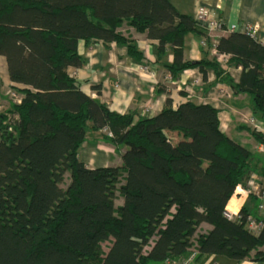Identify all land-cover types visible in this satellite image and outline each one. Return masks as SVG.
<instances>
[{"label": "trees", "instance_id": "obj_1", "mask_svg": "<svg viewBox=\"0 0 264 264\" xmlns=\"http://www.w3.org/2000/svg\"><path fill=\"white\" fill-rule=\"evenodd\" d=\"M125 22L158 40V58L174 54L159 91L170 92L168 77L176 82L187 69L205 81L213 71L207 86L244 94L257 122L264 120V44L253 36L234 31L215 43L172 0H0V55L12 96L23 94L0 107V264H204L213 255L264 262V230L249 227V216L264 220L259 195L249 194L239 217L225 214L238 186L259 181L264 189V131L241 127L259 143L254 152L228 134L219 108L193 100L175 107L170 96L158 113L122 114L68 71L84 64L82 40L123 44L145 62ZM189 35L207 44L200 60L185 56ZM105 126L122 162L90 167L83 144L89 129Z\"/></svg>", "mask_w": 264, "mask_h": 264}, {"label": "crops", "instance_id": "obj_2", "mask_svg": "<svg viewBox=\"0 0 264 264\" xmlns=\"http://www.w3.org/2000/svg\"><path fill=\"white\" fill-rule=\"evenodd\" d=\"M172 1L182 12L193 14L208 31L215 43H217V38L228 36L231 33L230 26L232 24H238L242 27L250 22H259L261 24L259 33L264 36V0ZM214 21L219 22L223 29L222 27L219 29L210 28V23ZM125 32L136 39L140 49L145 54V62H148L150 69L146 70V66L144 69L143 63L145 62L142 63V61L131 56L128 47L123 44L113 42L110 46H107L102 40H91L89 42L82 40L79 43V52L84 58V64L80 67L70 66L68 71L82 82L81 89L90 97L119 113L137 112L139 116H147L149 112L145 109L152 95V90H155L160 100L151 114L163 110L166 107L167 98L170 96L175 107L188 100H193L197 103H208L220 108L223 125L230 136L231 132L236 130L242 134L250 135L249 131L241 130L242 125H259L258 127L264 131V120L257 122L253 111L247 107V97L244 94H225L226 97L222 101H216V89L223 84L205 89L209 87L208 84L216 79L213 71L209 72L208 81H205L199 69H187L179 79H176L174 89L170 92L166 90L159 91L161 85H164L165 77L169 72L164 65L174 60L173 52L169 50L167 53L162 54L159 59L158 40L149 39L145 34L137 33L133 28ZM204 46L206 47L207 44L200 37L189 35L185 40L186 58L202 59ZM209 48L210 56L217 55L215 45L209 46ZM232 71L238 74L240 72L237 68H233ZM197 79L201 80L200 84L193 86ZM13 85L15 83L11 79L7 57L0 55V107H7L13 101ZM187 85H190L191 88L195 87L192 89L193 93H188L185 90ZM183 86L185 89H183ZM98 87L100 88L98 89ZM224 89H228V87L224 86ZM97 132L100 135V130ZM90 134L93 133L89 132L82 152L83 160L90 167H107L121 164V154L117 156L114 154L118 150L114 145L97 138L89 139ZM245 140L248 141L249 139L246 138ZM252 141L259 145L255 139H252ZM113 157L119 160H115ZM216 258V255L210 256L204 264H213ZM232 262V264H237L234 260ZM241 264L258 263L243 262Z\"/></svg>", "mask_w": 264, "mask_h": 264}, {"label": "built area", "instance_id": "obj_3", "mask_svg": "<svg viewBox=\"0 0 264 264\" xmlns=\"http://www.w3.org/2000/svg\"><path fill=\"white\" fill-rule=\"evenodd\" d=\"M210 28L214 29H219L221 28V25L217 22H211L210 23ZM230 31H240L242 33H246L250 36L255 37L258 39L261 43L264 44V36H262L259 32L261 31V27L259 23H247L246 25L240 27L238 24H232L230 26ZM201 82L200 79L195 80L193 83V86L199 85ZM166 86L169 87L170 89H174L176 86V82L174 79L169 76L168 79L166 80ZM195 87H192L190 85H187L186 89L183 86V89L187 90L188 93H193ZM15 100L21 101V97L17 94H13ZM101 132L104 133L105 136H113L112 130L108 127H102L100 129ZM262 152H264V145L259 147ZM259 185V184H258ZM256 184H253L250 189H246L243 186H238L237 189L235 190L234 195L230 198L229 202L226 205V210L225 214L228 216L230 219H235L236 217H239L242 211V208L249 196L250 193H257L259 195V200L262 201L261 208L264 210V189L261 188V186ZM241 190V192H239ZM249 227L251 231L255 232L256 234L261 233L264 230V220L262 219H257L256 217L249 216ZM189 261L186 263L188 264Z\"/></svg>", "mask_w": 264, "mask_h": 264}, {"label": "rangeland", "instance_id": "obj_4", "mask_svg": "<svg viewBox=\"0 0 264 264\" xmlns=\"http://www.w3.org/2000/svg\"><path fill=\"white\" fill-rule=\"evenodd\" d=\"M219 23V22H218ZM254 24L255 23H259V22H253ZM220 24V23H219ZM260 24V23H259ZM221 25V24H220ZM221 27H222V29H223V26L221 25ZM260 27H261V24H260ZM131 26L127 23V22H125L124 24H123V26H122V30L123 31H128V30H131ZM125 29H128V30H125ZM127 33V32H126ZM143 63V62H142ZM146 66V70H149L150 69V66L148 65V62H145V63H143V68ZM145 69V68H144ZM233 73L235 74L234 76H236V78H238V73L237 72H234L233 71ZM219 85V84H218ZM215 86V85H214ZM224 84L220 87V88H218L217 87V89H216V91H217V93H216V101H219V100H223L225 97H226V95L225 94H230V90L229 89H224ZM212 86H209V87H207V88H205V89H209V88H211ZM228 90V91H227ZM151 97H150V100L148 101V105H147V107H146V109H145V111H147V112H154L153 110H155V105H157L158 104V102H159V97H158V94H157V92H155V90H152V92H151ZM13 98H14V96H13ZM247 101H248V99H246V104H247V107H249L250 108V106L248 105V103H247ZM218 108V107H217ZM220 109V108H219ZM251 109V108H250ZM221 110V109H220ZM252 110V109H251ZM250 111V110H249ZM261 114H259V116H260ZM261 123V122H260ZM251 124H253V123H251ZM251 126H255L254 124L253 125H251ZM259 126V125H258ZM258 128V127H257ZM89 132L91 133H93V134H90V137H89V139H92V138H97L98 140H102V141H106V142H108L109 143V141L107 140V138H106V136L104 135V133L103 132H99L100 133V135L98 134V132L96 131V130H92V129H89ZM102 135L104 136L103 138H102ZM109 136V135H108ZM231 136H232V138L233 139H235L236 141H238V142H240L241 144H243V145H245L246 147H248V148H250V149H252L254 152H258V145L256 144V143H254V141H252V139L254 140V138H253V136L250 134V135H246V134H242V133H240L238 130H236L235 132H231ZM246 138H248L249 140L248 141H246L245 139ZM104 139V140H103ZM84 145V144H83ZM125 148V147H124ZM107 149V148H106ZM112 151V150H111ZM121 149H119V150H117V152L115 153L114 152V154L117 156V155H120L121 154ZM113 159H115V157H113ZM115 160H119V159H115ZM114 166V165H113ZM70 180H71V176H70V172H68L67 173V177H66V180H65V183H66V185H68L69 184V182H70ZM258 180V179H257ZM253 184H256V185H262V184H260L259 183V181H255V182H253ZM258 185V186H259ZM237 189V188H236ZM121 202V201H120ZM257 202V201H256ZM254 200L252 201V203L250 204V206H251V208L252 209H255V203H256ZM259 213H261V212H259ZM208 228V226L206 225V226H203V231H205L206 229ZM113 241H114V238L113 237H110V238H108L107 240H105V241H103L102 242V247H103V252H104V255L106 254V253H108L109 252V250H110V247L112 246V244H113ZM153 243H154V239L152 238V240H151V243L147 246V247H145V253H148V252H150L151 251V249H152V247L151 246H153ZM217 256V258H216V261H214V263L213 264H216V262H218L217 264H232L233 262H232V259H230L229 257H226V256H222V255H216ZM244 262H248V263H251L252 261H244ZM255 263H258V264H264V262H255ZM148 264H164L162 261H156V260H152V261H150Z\"/></svg>", "mask_w": 264, "mask_h": 264}, {"label": "clouds", "instance_id": "obj_5", "mask_svg": "<svg viewBox=\"0 0 264 264\" xmlns=\"http://www.w3.org/2000/svg\"><path fill=\"white\" fill-rule=\"evenodd\" d=\"M209 27H210V26H209ZM231 32H232V31H231ZM227 87H228V86H227ZM228 89L230 90V93H232V92H231V89H230L229 87H228ZM19 96H20V95H19ZM16 101H17V100H16Z\"/></svg>", "mask_w": 264, "mask_h": 264}, {"label": "bare ground", "instance_id": "obj_6", "mask_svg": "<svg viewBox=\"0 0 264 264\" xmlns=\"http://www.w3.org/2000/svg\"><path fill=\"white\" fill-rule=\"evenodd\" d=\"M239 192H241V190H239Z\"/></svg>", "mask_w": 264, "mask_h": 264}]
</instances>
